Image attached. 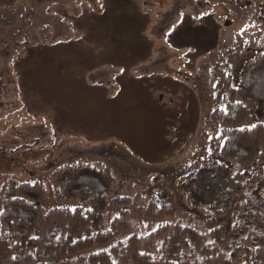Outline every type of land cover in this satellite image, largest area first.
<instances>
[{"label": "rangeland", "instance_id": "rangeland-1", "mask_svg": "<svg viewBox=\"0 0 264 264\" xmlns=\"http://www.w3.org/2000/svg\"><path fill=\"white\" fill-rule=\"evenodd\" d=\"M132 48L139 59L129 73L83 75L84 61L119 63L136 56ZM231 49L237 56L227 60ZM262 50L264 0H0V150L22 160L0 169V190L10 179L39 182L46 212L74 209L52 174L87 162L111 170L115 196L150 197L157 176L177 193L195 163L212 157L211 114L227 105L215 66L228 62L237 86ZM177 205L176 219L204 221L179 195ZM147 223L134 219L115 242L147 235L156 227ZM233 223L232 211L218 220L227 233Z\"/></svg>", "mask_w": 264, "mask_h": 264}, {"label": "trees", "instance_id": "trees-1", "mask_svg": "<svg viewBox=\"0 0 264 264\" xmlns=\"http://www.w3.org/2000/svg\"><path fill=\"white\" fill-rule=\"evenodd\" d=\"M130 54H137L135 48ZM235 54L228 50L227 60ZM129 58L117 63L105 56L95 66L84 61L83 75L105 68L129 73L139 57ZM227 66H215L217 98L227 105L211 114L212 157L195 163L178 181L177 193L157 176L150 197L115 196L108 167L78 162L55 169L52 179L79 206L46 212L48 190L42 183L10 179L0 190V264H264V50L244 63L237 86ZM21 161V155L0 150V169ZM256 165L261 167L251 172ZM54 168L51 162L49 170ZM177 195L203 210L204 221L176 219ZM229 211L234 223L227 233L218 220ZM134 219L156 227L115 242ZM97 247L102 249L94 251Z\"/></svg>", "mask_w": 264, "mask_h": 264}]
</instances>
